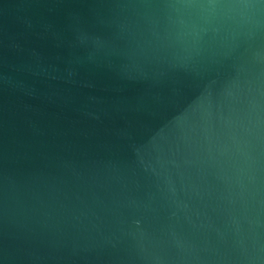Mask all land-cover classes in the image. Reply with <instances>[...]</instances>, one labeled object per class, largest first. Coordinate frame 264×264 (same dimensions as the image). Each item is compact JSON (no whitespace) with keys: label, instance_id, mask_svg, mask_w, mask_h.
Listing matches in <instances>:
<instances>
[{"label":"water","instance_id":"95a60500","mask_svg":"<svg viewBox=\"0 0 264 264\" xmlns=\"http://www.w3.org/2000/svg\"><path fill=\"white\" fill-rule=\"evenodd\" d=\"M0 264H264V0H0Z\"/></svg>","mask_w":264,"mask_h":264}]
</instances>
